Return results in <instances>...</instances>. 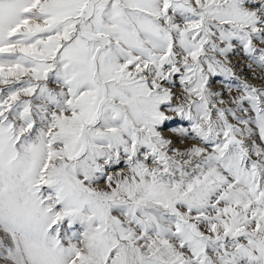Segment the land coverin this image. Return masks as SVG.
<instances>
[{
  "label": "snow or ice",
  "instance_id": "obj_1",
  "mask_svg": "<svg viewBox=\"0 0 264 264\" xmlns=\"http://www.w3.org/2000/svg\"><path fill=\"white\" fill-rule=\"evenodd\" d=\"M0 264H264V0H0Z\"/></svg>",
  "mask_w": 264,
  "mask_h": 264
}]
</instances>
